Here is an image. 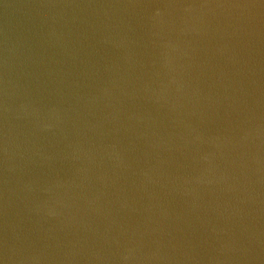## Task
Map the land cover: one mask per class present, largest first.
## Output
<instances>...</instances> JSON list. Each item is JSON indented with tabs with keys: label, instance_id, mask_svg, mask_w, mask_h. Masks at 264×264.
<instances>
[{
	"label": "water",
	"instance_id": "obj_1",
	"mask_svg": "<svg viewBox=\"0 0 264 264\" xmlns=\"http://www.w3.org/2000/svg\"><path fill=\"white\" fill-rule=\"evenodd\" d=\"M0 264H264V0H0Z\"/></svg>",
	"mask_w": 264,
	"mask_h": 264
}]
</instances>
